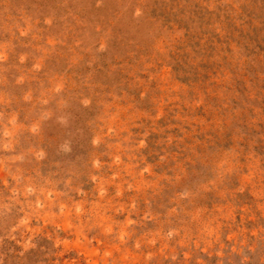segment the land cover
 Instances as JSON below:
<instances>
[{
    "label": "rangeland",
    "instance_id": "1",
    "mask_svg": "<svg viewBox=\"0 0 264 264\" xmlns=\"http://www.w3.org/2000/svg\"><path fill=\"white\" fill-rule=\"evenodd\" d=\"M0 264H264V0H0Z\"/></svg>",
    "mask_w": 264,
    "mask_h": 264
}]
</instances>
